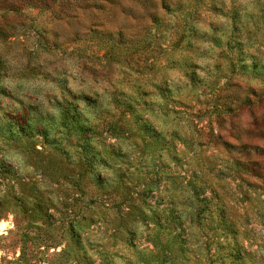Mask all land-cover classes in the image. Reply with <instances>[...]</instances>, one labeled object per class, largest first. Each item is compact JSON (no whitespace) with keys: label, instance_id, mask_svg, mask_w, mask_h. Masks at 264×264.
Here are the masks:
<instances>
[{"label":"rangeland","instance_id":"374dc122","mask_svg":"<svg viewBox=\"0 0 264 264\" xmlns=\"http://www.w3.org/2000/svg\"><path fill=\"white\" fill-rule=\"evenodd\" d=\"M0 264H264V0H0Z\"/></svg>","mask_w":264,"mask_h":264}]
</instances>
